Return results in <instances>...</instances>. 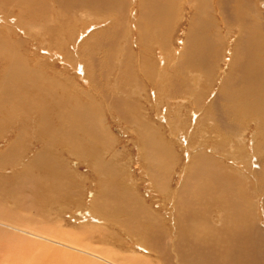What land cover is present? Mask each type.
<instances>
[{"label":"rangeland","instance_id":"rangeland-1","mask_svg":"<svg viewBox=\"0 0 264 264\" xmlns=\"http://www.w3.org/2000/svg\"><path fill=\"white\" fill-rule=\"evenodd\" d=\"M227 1L204 0V6H199L195 12L191 4L199 1L182 0L175 11V15L180 12L178 22L169 26L166 13L160 17L153 13L155 5L158 2L163 5L164 0H0V16L10 19L9 25L0 27V204L16 208L18 200L8 198L4 192L12 188L10 180L13 181L15 173L26 170V174H33L31 169L28 170L29 163H39L47 158L51 161L54 157L63 164L42 168L39 173H51L59 181L64 178L62 185L68 180L66 193L72 195L69 200L58 196L50 200L46 192L40 194L32 189L25 192L31 197V213H37L36 209H32L36 206L40 216L45 217V220L38 218L31 223L30 228H45L52 234L48 237L51 241L43 240L0 225V229L12 232L15 237L32 241L34 249L23 255L21 262L31 260L30 263H33L39 255L62 259L67 255L71 258L78 251L71 250L63 238L68 243L72 242L69 240H86L97 255L103 258L114 256L120 264H126L128 260L132 263L137 261L136 264H167L163 263L162 255L156 249L146 253L141 247L136 248L126 228L120 230L111 225V219L116 218L134 229H140L142 235H151L153 244L160 249L176 246L177 236L183 234L177 230L180 226L191 237L186 249V264H264V249L251 248L255 247L257 241L261 242L264 228V159L248 154L252 150L247 148L246 142L249 139L251 143L258 134L256 124L259 116L264 117V109L255 103V114L253 118L250 117L251 125L245 126L249 134L238 153L234 154L228 149L215 151L220 153L213 152L212 148L219 139L215 138V134L211 135L210 148L206 149L205 146L206 156L202 155V159L212 166L208 163L206 166H194L192 161H199L198 154L187 156V148L176 137H172L169 129L163 130L166 109L170 116L176 108L183 110L182 119H187L185 132L189 123H192L185 134L189 137L196 122L190 119L194 112H189L197 111L200 105L216 100L213 107L219 112L222 105L224 108L227 104L228 95L234 89L241 92L242 89H251L252 95L262 93L264 100V74L259 79L258 75L250 77L252 73L247 75L244 69L240 70V75L249 76L247 84L243 88L234 84V75H231L227 83L229 91L226 96H219L220 83L226 77L229 65L235 63L232 50L237 41L240 51H243V58L239 56L243 64L264 67V20L260 17L257 20V15L247 19L243 16V12L251 15L250 9L263 12L264 0H231L232 4L229 5ZM120 12L126 14V21L123 18V23L116 25ZM148 16H153V20L157 18L153 26L148 23ZM17 19L23 21L24 27L31 21L44 24L45 28L38 31L27 26L23 31L12 25V21ZM53 19L56 24H52ZM158 26H169L167 35L162 40L158 39L155 45L143 41L147 38L146 33H154ZM92 27L94 29L89 35L83 41L80 40L82 31L85 29L86 34ZM226 27L232 28V35H227ZM51 36L54 37L52 41ZM189 37L196 41L191 42ZM158 43L163 44L159 47ZM191 43L197 44L196 62H199L197 65H203L204 69L199 71L189 68L191 62L187 58L183 74L187 81L191 80L192 72L204 77V95L198 100L199 105L194 103L195 97L189 98L188 95V102H180L182 95L179 94L177 97L173 95L175 100L158 101L154 84L160 83L156 76L161 74L165 60L170 58L172 62L167 69L170 77L166 80H177L180 71L176 69L180 62L177 54ZM92 49L97 53L95 58H98L99 63L95 61V67L91 69ZM48 50L60 51L63 61L55 60ZM140 54H149L153 70L157 69L151 80L144 77L140 69ZM122 56L126 59L133 56V59H125V63H129L120 66V61L124 60ZM225 56L226 59L228 57L227 64L222 62ZM103 60H106V65ZM68 63L71 65L68 66ZM211 63L214 65L213 78L209 70ZM83 67L89 71L88 81L82 78L79 71ZM220 68L223 71L220 72ZM11 79L28 87L23 86L16 96L17 100H11L15 104L9 106L7 112L3 102L15 95L14 90L6 91ZM235 79L238 81V76ZM68 83L71 87L62 86ZM168 93L164 91L162 95L168 96ZM161 104L165 105L161 107ZM120 111L127 117H121ZM94 119L97 121L93 122ZM37 120L49 129L44 136L36 133ZM147 121L157 125L158 141L166 137L162 131L165 134L167 132L165 139L171 140L174 156L177 152L175 160H169L157 169L163 172L162 180L158 182L148 176V164L144 168L146 162L138 149L139 135L135 131L137 126L146 131ZM219 122L223 132L229 130L225 118ZM105 133L110 135L112 142H106ZM261 139H264V132ZM56 140L67 147H53ZM155 155L161 156V153ZM148 161L151 163L149 158ZM237 162L246 165L251 173L243 172ZM217 175L221 177L217 179ZM238 179L245 181L240 183ZM59 181H56L58 186ZM246 196L248 203L245 202ZM201 203L212 206L206 213L202 209L203 219L199 218ZM146 207L152 211L147 212ZM98 208H102L101 213ZM175 211L176 215L169 221L170 213ZM245 211L251 214L246 216ZM136 212L140 214L138 218ZM149 214L160 218L158 221L139 224L138 220L147 218ZM163 232L168 235L159 238ZM54 239L61 243L58 244ZM185 239L188 241L186 236ZM41 246L47 247L49 251L41 254ZM86 257L81 259L106 264L95 257ZM14 259V254L9 256L4 247L0 248V264H7Z\"/></svg>","mask_w":264,"mask_h":264},{"label":"bare ground","instance_id":"bare-ground-1","mask_svg":"<svg viewBox=\"0 0 264 264\" xmlns=\"http://www.w3.org/2000/svg\"><path fill=\"white\" fill-rule=\"evenodd\" d=\"M164 1L165 2L163 5H159L160 4L159 2L155 5V7L153 8V11H154L153 13L156 16L158 15L159 17L161 16V14L166 13V16L168 17L167 18L168 21L166 23H168L170 26L173 23L175 24L176 22H178V17H179L180 12L178 11V14L175 15V11L177 10V8L180 7L179 3H182V0H164ZM196 1H199V2L197 4H193V3L191 4L192 7L193 6L195 7V12H196V10H198L197 8H199V6L200 7L204 6L203 5L204 0L203 1L202 0H196ZM222 1H224V0H222ZM246 1H248V0H246ZM143 2L144 1L140 2V4ZM229 3L232 4L231 0H228L226 2L227 5H229ZM250 11H252L251 15L250 14L248 15L247 12L245 13L246 14L245 15L243 12V16L245 17L244 19H247V17H251L252 15H255V16L257 15L256 16L257 20L259 17L261 18V20H264V11L263 10H262L263 12H261V10H259V9H250ZM258 12H260V14H258ZM123 18L126 21V14L120 12L119 16L116 19V25L123 23ZM143 18H144V16H142V19ZM147 18L146 19L148 20V23L151 26L154 25L155 21H157V18H155L153 20V16L152 17L148 16ZM242 19L243 18H241V20ZM9 20H10L9 18L6 19V17L0 16V25H1L0 27H2V25H4V24L9 25V22H10ZM250 21L253 22L254 24H256V22L252 21L251 19H250ZM12 22H13L12 23L13 26H15L16 28L23 30V31L27 29V26H28V29L34 28V29H37L38 31H41L42 27H44V24H39V23L34 24L31 21H29V23H27L26 27H24L22 25L23 21H19V19H17V21H12ZM59 23H60V21H59ZM52 24H56L55 19H53ZM162 25H163V23H162ZM92 26H95V24ZM169 26H165L166 28H162V27L160 28L158 26L157 30H155L154 33L150 32V35H148L146 33L147 38L144 39L143 41H145V42L150 41L149 44L155 45V42H157L158 39L162 40V38L165 35H167L168 30H169ZM111 28H109L105 32L109 31ZM150 28L152 29V27H150ZM226 28L228 30L227 35H232V33H233L231 30L232 28L231 27H226ZM93 29H94V27H92L91 29H88L86 34H85V29H84L82 31V35L80 37V40L83 41L85 39L84 37L89 35V33ZM258 32L259 31H257V33ZM151 33H153V34H151ZM250 34H252V33H250ZM69 36L72 38V35L70 32H69ZM252 37L254 38L253 35H252ZM53 38L54 37L51 36L50 40L52 41ZM188 39L191 42L196 41V39H192L191 37H189ZM86 41L87 40H85V42ZM160 44H163V43H158L159 47H161ZM236 44H237L236 47H234V50H232V56L235 59L234 60L235 63H233V64L231 63L229 65V67L227 69L228 70L227 74L225 75L226 77L223 78L221 83H220L221 87H220L219 96H221V97L226 96L227 91H229L228 90L229 85L227 83H228V79L231 75H234V77L232 78V81L235 80L234 84H237L239 86L241 85L243 88V86L247 84V79L249 80V78H248L249 76L247 77L248 73H252L250 75V77H254V76L258 75V77H257L258 79L260 78L261 75L263 76V74H264V67L259 68V67H254V66H247V65H245V63L244 64L242 63L244 61H241L239 56L241 55V57L243 58V55H242L243 51H240V43H238V41ZM196 45L197 44H195V43H191L187 47V44H186L183 47V49L180 51V53L178 52L177 55L180 59V62L177 63L176 69L180 70V71L178 73L177 80H173V79H170L169 81L166 80L167 77H170V75L167 74V69H168V67L171 66L172 62H170V60H171L170 58L168 60H165L166 62H164L163 66H162L161 74H158L156 76V78L159 79L160 83L158 85L154 84V87L157 89L156 92H157V96H158V101L159 100H162V101L169 100L170 101L173 99L175 100L174 96L176 95V97H177L179 94V95H182L181 98L179 99L180 102H182V103L188 102L189 99H187V97H186V95H188L189 98L195 97L194 103L196 105H199L198 100H201L202 96L204 95L203 90H204L205 85H204V82L202 83V81H203L202 78H204V77L202 75L193 74V72H192V73H190L191 74V80L187 81L186 77L184 78V74H183V70L185 68L184 62H186L187 58L191 62V64L188 66L189 68L191 67V68H194V69L199 70V71L204 69L203 65H197V63H199V62L198 61L196 62V58H197V56H196ZM95 46H98V48L100 47L99 44H96ZM141 48L144 49L143 47H141ZM94 49L90 50L91 58L93 60L91 65H90L91 69L95 67V61H97L99 63L98 58H95L97 53L93 51ZM125 51L128 52L127 50H125ZM48 52L52 53V57L55 60H57V61L62 60L63 61L64 57L60 51L48 50ZM124 54L126 55V53H124ZM249 54L250 53H247V55H249ZM128 55H130V54H128ZM148 55L149 54H140L139 55V57L142 60L140 69L143 72V76L146 77L148 80H151L153 78L154 74L157 73V69L155 71L153 70L152 64L150 62L151 57ZM122 57H124V56H122ZM132 57H129L130 61L133 59ZM106 58H107V60H109L107 56H106ZM253 58H254V56L252 57V60H253ZM125 59H126V57H124V60L120 61V66H123V64L129 63V61H127L125 63ZM129 59H126V60H129ZM227 59H228V57H227ZM227 59L225 56L223 58L222 62L224 64H227L228 63ZM259 60H261V59H259ZM236 61H237V63H236ZM102 62L104 64L106 62V60L105 61L103 60ZM169 62H170V65L168 64ZM252 62L253 61H251V64H252ZM64 63L67 64L66 62H64ZM253 64L256 65L255 61ZM69 65H71V64L68 63V66ZM105 65H106V63H105ZM213 66L214 65L212 63L209 64V67H210L209 70L211 72L210 77H212V78H213ZM199 68H201V69H199ZM241 69H244V73H246L247 75H243V73H241V75H240ZM79 71L82 75V78L85 79L86 81H88V78H89L88 77V72H89L88 69L83 67L82 69L80 68ZM219 71L221 72V71H223V69L220 68ZM224 73H226V72L224 71ZM236 76H238V81H237V79H235ZM18 84L19 83L17 81H15L14 79H11L8 82L6 91L14 90L15 95L12 97H9L10 100L7 98V99H5L6 101L3 102V107L5 108V110L7 112H9L8 107L15 104L11 100H17L16 96L20 92V90L22 89L23 86H25L26 88L28 87V85H25L22 83H20L19 85ZM68 84L62 85V86L71 87L70 84L69 85ZM164 91H169V93H168L169 95L163 96L162 94ZM251 91H252L251 89H242V92H241V90L237 91L236 89H234V91L228 95L229 98L226 100L227 104L225 105L224 108H223V106H224V104H223L222 110H220L219 112L216 111V109H214V107H213L216 100L212 101V102L210 101V103L207 105H202V106L200 105V108L197 111L190 110L189 114L191 112H194L192 115L193 118L190 117V119H193V121H196L195 127L193 128V131H192V136L190 135L188 137V135H185V134H187L188 130L191 128L192 123H189L188 130H187V132H185L186 125H187V119H184V120L182 119L184 112H182L183 110L181 111V109L179 110L176 108L175 111L173 112L172 116H170V114H168V112H167L168 109H166V113H165V117H164L166 124L163 125L164 128L163 127H161V128H163V130L169 129L171 134L173 135L172 137H176L178 142H181L182 145L187 148L186 149V151L188 152L187 156H190L191 153H197L198 154L197 156L199 158V161H197V160L192 161L194 166H196L197 164L202 165V166L207 165L208 162H206L202 159V155L206 156L204 153L205 152L204 149H205L206 145H207L206 149L210 148L208 145H209V140H211L212 134H215V138L219 139L216 142V145L213 146V148H212L213 152L218 151V150L226 151L228 149L231 152H233L234 154L238 153V152H240L241 148L245 145L244 141L246 140V137L249 134L248 133V127L251 125V118L250 117L253 118V115L255 114V111H254V110H256L255 103L258 104L260 109H262V110L264 109V100L262 98V93L252 95ZM191 93H193L194 96ZM122 94H124V93L122 92ZM217 95H218V93H217ZM69 99H71V97H69ZM0 100H1V97H0ZM136 101L137 100H135L134 102H136ZM160 103H162V102H160ZM164 105L165 104H161V107ZM171 105L172 104H168V106H171ZM181 106H183V105H179V107H181ZM122 111H120V116L123 117L122 115H124L125 117H127V115L121 113ZM125 111H126V109H125ZM129 114H131V113H129ZM159 115H161V110L159 112ZM221 118H225L228 121V125L226 127H229V130H226L223 132L222 126L220 125L221 122H219ZM96 121H97L96 119L93 120V122H96ZM37 122H38V127L36 128V133L40 134L41 136H44V134H46L49 131V129L46 125H41L39 120H37ZM131 123H134V122H131ZM142 125H144V124L142 123ZM146 125L148 127L146 131L140 126H137V130L135 131L139 135L138 149L141 153H143V159L146 162L144 165L145 166L144 168H146L147 164H148V169L146 168L148 176L153 178L152 179L153 181L158 182V181L162 180L163 172H162V170H160L158 172L157 169L160 166L162 167L163 165L167 164L169 160L170 161L175 160V157L177 156V152H175V156H174V154L172 152L173 145L170 143L171 140L169 141V140L165 139L167 137V132L165 134L162 131V135L164 137L165 136L166 137L164 138V140L158 141V138L156 139V136H158V135H156V133H158L157 128H156L157 125H155L154 123H152L150 121H147ZM224 125H225V123H224ZM245 126H248V127L245 128ZM256 126H257V130H258V134L254 138L255 140L253 139L251 143H250L249 139L246 141V142H248L247 148L252 150V152L248 153V154H251L252 157H254L255 155L256 156L258 155L259 157H261V158L263 157L262 159H264V139L260 140V136L264 132V117L262 115L258 117V123L256 124ZM225 132L227 135L225 134ZM160 137H162V136H160ZM221 138H224V140H222ZM42 139H43V137H42ZM105 140L107 143L112 142V138L110 137V135H108L106 133H105ZM154 145H155V147H153ZM58 146H60L61 148L67 147L61 141L56 140L55 143L53 144V147L59 148ZM152 147H153V149H152ZM48 148L49 147L46 145V149H48ZM156 150H158V151H156ZM158 152L161 153V156L155 155ZM215 153H220V152H215ZM148 158L151 160V163L148 161ZM256 159H257V157H256ZM233 162L235 163V161H233ZM237 163L240 166V168L243 170V172H245L246 174L251 173L249 171V169H246V165H243L241 162H237ZM62 164L63 163L60 162L55 157L51 161H48V158H47L45 161H41L39 163L31 162L28 164V166H27L28 170L31 169V173H33V174H26V170H23L19 174L15 173V176L14 177L12 176L13 181L10 180V184L13 185L12 188L6 189L4 192L7 194V196H9L8 198H10V197L16 198L18 200V202H17L16 208H10L9 206H5L4 204H2V205L0 204V225H4L10 229L17 231V232L30 234L31 236H35L37 238H42L43 240H50L48 237L52 233L48 232V229L42 228L41 230H39V228H38L37 230H35V229L30 228L29 225L31 223H33L34 221H37L38 218H40V220L41 219L45 220V217L40 216L39 211H38L36 206H33L32 209H36L37 213L36 214L31 213V210L29 209L31 206V205H29V203H30L29 201H30L31 197H29V193L27 196L25 192L28 189H32V191H38V192H40V194H41V192H43L44 194L47 193L46 195L49 196L48 199H50V200L51 199L54 200L55 196H58L60 199L69 200L72 195L69 193L68 194L66 193V190H68L66 187V184H67L66 181H68V180H65L63 183L64 185H62L64 178L63 179L61 178V181H59L58 177L53 178L54 176H52L51 173H49L47 175H44V174L42 175L41 173H39L42 171V168H46L48 166L53 168L52 166H61ZM208 164L212 166V164H210V163H208ZM27 167H25V168H27ZM220 177H221V175H217V179H219ZM56 181H59V186H58ZM238 181L240 183H244L245 180L244 179H241V180L238 179ZM33 194H35L37 196V198H39V196L36 194V192H33ZM123 195H125V194H123ZM247 197L248 196L245 197L246 203L249 202V201H247ZM211 207L212 206L209 204L201 203V207L199 209V218L203 219L204 213H206V210H208ZM202 209H203L204 213L201 212ZM145 210L147 212L152 211L150 208H147V207L145 208ZM98 211L101 213L102 208H98ZM245 212H246V216H247V215L251 214L253 212V210L251 211V213H248L247 211H245ZM135 214L137 215V218L140 216V214L137 212ZM174 215H176V211L173 213H170L169 221L172 220V217ZM223 215L225 216L224 213H223ZM159 218L160 217H157L156 215L149 214L147 216V218H145V219L142 218V219H139L138 221H139V224H144V223H146V221L147 222L158 221ZM111 225L118 227V229H120V230L126 228L130 232L129 235L132 237L131 242L136 248L141 247L142 249H144L146 251V253L150 252L149 250L156 249L157 253L162 255L161 260L163 261V263L167 262V264H173V261H174V264H186L185 259L188 257L186 249L191 242V237L189 234L185 233L183 228H181L180 226H178L177 230L183 234L177 236L178 238H177L176 246L175 247H168L165 249H160V248H157L153 244V241L151 239L152 238L151 235H142L140 232V229H134L133 226L128 225L126 223H123L119 219H116V218L111 219ZM253 229L255 230L257 228H253ZM253 232H255V231H253ZM164 235H165V232L161 233L159 238L163 239ZM167 235H165V236H167ZM15 236L16 235H13L12 232L0 229V248L4 247L6 249V251L8 252L9 256H10V254L15 255V259L13 261L9 260L7 262V264H97L93 260L92 261L82 260L81 258L84 256L95 257L98 260L105 261L106 264L107 263L108 264H120L118 259H116L114 256L109 257V258H105V257L103 258L100 255H97V253L92 250L90 245L87 243L88 241L86 242V240H81V241L69 240V242L70 241H72V242L68 243V240L63 239V238H62V240L67 241V243L66 242H63V243H66V245L69 246V248L71 250L78 251L76 254L72 252L73 254L71 255V258L68 257L67 255L65 256L64 259H62L61 257L49 258V257H45L43 255H39V256H36V258H34L33 263H30L31 260H28V261L25 260V262H21L20 258L23 255H26L29 252H32L34 247H32L33 246L31 243L32 241L29 242L30 240L26 241L24 239H20V238L15 237ZM185 236L188 239V241L185 239ZM233 236L234 235H232V237ZM93 237H94V235H93ZM71 238L73 239V237H71ZM168 238H169V236H168ZM165 239H166V237H165ZM261 239L262 240L260 243H258V241H257V243L255 244V247H251V248L264 249V228L261 231ZM54 240L52 242H54ZM99 240H100V238H99ZM109 240H110V238H109ZM55 241L58 244L61 243L60 241L59 242L57 240H55ZM108 244H110V243H108ZM135 247H134V249H135ZM40 248H41V250H39V251L41 254L42 253L45 254L49 251V249L45 246H41ZM144 250H142V251H144ZM110 252L113 253V251H110ZM81 254H82V256H81ZM101 254H104V253H101ZM118 256H120V255H118ZM144 256H145V254H144ZM16 257H18V259ZM87 257H86V259H87ZM31 258L32 257H30L28 259H31ZM123 258H124V256H123ZM70 259H74V260L70 261ZM142 259H144V258H142ZM136 262L132 263V261L128 260L126 262V264H136Z\"/></svg>","mask_w":264,"mask_h":264}]
</instances>
